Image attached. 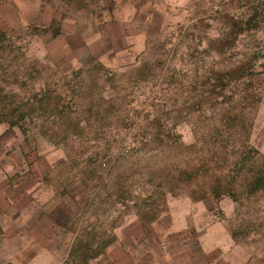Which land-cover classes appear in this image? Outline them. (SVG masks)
Wrapping results in <instances>:
<instances>
[{
  "label": "rangeland",
  "instance_id": "374dc122",
  "mask_svg": "<svg viewBox=\"0 0 264 264\" xmlns=\"http://www.w3.org/2000/svg\"><path fill=\"white\" fill-rule=\"evenodd\" d=\"M133 1L151 2L142 44L111 64L70 69L41 41L0 30V159L18 143L57 161L43 180L59 196L58 258L37 264H114L107 248L125 224L198 202L255 264L264 190L216 196L210 184L221 175L245 183L264 157V0ZM79 240L92 247L81 252ZM9 259L0 264H29ZM151 260L142 264H164Z\"/></svg>",
  "mask_w": 264,
  "mask_h": 264
},
{
  "label": "crops",
  "instance_id": "0c3cea01",
  "mask_svg": "<svg viewBox=\"0 0 264 264\" xmlns=\"http://www.w3.org/2000/svg\"><path fill=\"white\" fill-rule=\"evenodd\" d=\"M99 3L0 0V30L17 40L41 41L43 54L61 55L70 69L92 61L111 64L140 48L144 38L141 24L151 15L144 9L150 8L151 2L143 6L133 0ZM4 129L0 128V134ZM4 147L11 151L0 159V258L16 263H54L61 228L53 209L59 196L52 195L43 180L57 162L52 158L54 152L44 153L41 161L31 158L35 153L28 146L6 143ZM11 153L26 158L16 163L10 159ZM41 163L45 171L40 175L36 168ZM44 197H48L45 202ZM119 231V240L106 252L114 264L118 262L115 258L138 264L144 258L164 264H248L249 258L234 244L224 225L211 220L209 209L201 202L173 206L150 224L130 222ZM4 247L14 250L6 254ZM255 264H264V258H255Z\"/></svg>",
  "mask_w": 264,
  "mask_h": 264
},
{
  "label": "trees",
  "instance_id": "16d2710c",
  "mask_svg": "<svg viewBox=\"0 0 264 264\" xmlns=\"http://www.w3.org/2000/svg\"><path fill=\"white\" fill-rule=\"evenodd\" d=\"M239 164L240 166L237 167V169H242L244 163L239 162ZM249 171L250 177L245 183L226 179V176L224 175L214 176L210 184L211 193L216 196H220L221 194L235 196L238 193L237 191L240 190L246 194H253L256 191L264 190V157H261L258 162L252 161V164L249 166ZM77 243L82 249L81 252H86L88 248L92 247V243H89L88 241L81 242V240H79ZM70 262L72 263L73 261ZM70 262H67L66 264H69Z\"/></svg>",
  "mask_w": 264,
  "mask_h": 264
}]
</instances>
